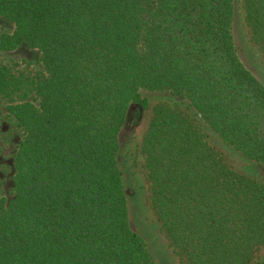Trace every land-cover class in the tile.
I'll list each match as a JSON object with an SVG mask.
<instances>
[{"label":"trees","instance_id":"16d2710c","mask_svg":"<svg viewBox=\"0 0 264 264\" xmlns=\"http://www.w3.org/2000/svg\"><path fill=\"white\" fill-rule=\"evenodd\" d=\"M264 53V0H243ZM235 0H0V50L40 54L43 73L0 64L22 136L14 196L0 198V264H158L130 222L119 134L147 94L181 98L219 139L264 167V85L236 46ZM141 154L152 210L183 264H252L264 184L231 169L193 120L153 108Z\"/></svg>","mask_w":264,"mask_h":264},{"label":"rangeland","instance_id":"374dc122","mask_svg":"<svg viewBox=\"0 0 264 264\" xmlns=\"http://www.w3.org/2000/svg\"><path fill=\"white\" fill-rule=\"evenodd\" d=\"M235 9L234 36L239 54L246 66L264 85V53L261 47L251 40L244 21L243 0H235ZM12 33V24L0 18V36ZM0 64L7 66L15 74L34 76L44 71L39 52L23 45L13 51L0 50ZM9 104L8 98L0 97V198L6 201L14 196L13 161L22 136L21 129L15 125L7 112ZM160 104L178 109L190 117L209 145L234 171L264 184V167L225 145L193 114L181 98L168 93H150L147 94V109L134 108L130 112L119 134L117 162L127 194L131 225L146 240L158 264H183L165 237L152 210L147 171L141 154L142 139L152 118L153 108ZM252 264H264V246L257 250Z\"/></svg>","mask_w":264,"mask_h":264}]
</instances>
